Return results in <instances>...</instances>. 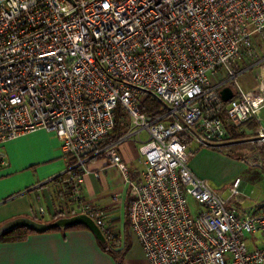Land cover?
<instances>
[{
	"label": "built area",
	"instance_id": "1",
	"mask_svg": "<svg viewBox=\"0 0 264 264\" xmlns=\"http://www.w3.org/2000/svg\"><path fill=\"white\" fill-rule=\"evenodd\" d=\"M258 42L264 0H2L0 147L56 135L70 159L49 181L59 215H87L119 251L123 240L82 196L87 160L103 152L130 189L129 231L146 264H264V205L226 208L188 167L193 145L233 153L264 144V75L250 91L239 84ZM226 87L233 97L223 103ZM147 99L163 113L141 112ZM117 109L131 127L114 142ZM250 121L253 135L231 137ZM143 131L131 181L115 148ZM239 184L229 187L237 202Z\"/></svg>",
	"mask_w": 264,
	"mask_h": 264
},
{
	"label": "crops",
	"instance_id": "2",
	"mask_svg": "<svg viewBox=\"0 0 264 264\" xmlns=\"http://www.w3.org/2000/svg\"><path fill=\"white\" fill-rule=\"evenodd\" d=\"M247 76L242 79L245 91H250L257 82L253 83ZM259 115L264 128V107ZM258 127L259 124L250 121L239 130L249 137ZM114 133L115 130L112 136ZM122 145L115 150L127 169V178L137 181L141 167L136 161L134 145L129 141ZM0 154L7 162V167L0 169V226L17 218L49 223L63 217L58 213L56 189L49 182L70 164V159L60 149L58 137L37 131L8 141L0 147ZM243 159L198 147L191 149L188 167L197 178L206 183L213 181L220 187L227 181L239 180L237 191L241 202H237L230 191L225 200L229 208L239 213H253L264 205V151L259 154L260 166L252 163L256 159L253 156ZM86 165L91 173L84 179V201L91 209L102 212L105 226L123 240V264H146L140 246L129 231L127 209L132 195L125 186L124 174L101 151L89 157ZM110 250L118 252V249ZM0 264H115V261L87 228L77 226L32 233L19 241H2Z\"/></svg>",
	"mask_w": 264,
	"mask_h": 264
},
{
	"label": "rangeland",
	"instance_id": "3",
	"mask_svg": "<svg viewBox=\"0 0 264 264\" xmlns=\"http://www.w3.org/2000/svg\"><path fill=\"white\" fill-rule=\"evenodd\" d=\"M255 47H256V49H255L256 50V57L253 60L245 62V64L242 63V65H241L242 68H248L247 72L243 76H245V75L250 76L251 81L253 83L257 82V80H256L257 79V75L258 76L259 75H264V42H258L255 45ZM243 76H240L239 84L243 88V90H246L245 89L246 87L244 85L245 83H243V79H242ZM249 86L251 87L250 84H249ZM252 89H254V87H251V90ZM151 101H152V99H147V100H145L143 102H142V100H140L141 104H139L138 106L140 107V109L143 108L145 113H148V114L155 113V112H157L158 109H156L154 106H152V102ZM158 106H159L160 109L162 108V106H160V104ZM120 112H121V114L123 116L122 119H124V122L122 123L124 128H123L122 131H124L126 129V132H127L128 129L131 127V120H129V117L126 116V114H125V112L123 110H120ZM241 131H242V129L238 131V134H236V136L239 137V138H242L241 140H247V137L245 138V133H243V131L242 132ZM139 140L141 142H145L147 140V134L145 133V131L140 132L139 137H132L131 139H129V142L134 145L133 151H134L136 157L139 156L138 148H139V146H141L140 143H139ZM125 143L126 142H124V144ZM121 145L119 146V149L123 146V145L122 146ZM196 148L198 149V147L194 146V145L191 147L192 150L196 149ZM263 151H264V144L262 146H260V147L254 146L250 150H247L245 148V149H242V150H239V151H234L233 153L232 152L231 153H226V155L227 156H231V157H235V158H239L241 160H244L243 159L244 156H248V155H250V156H258ZM208 183H210L211 187L215 190V193L221 199L225 200L228 197V194H229V187L231 186V184L233 182L227 181V183H225L221 187L215 185V183L213 181H208ZM228 207H230L229 204H227L226 208H228ZM107 246H108V244H107ZM108 248L112 249L113 246L109 245ZM122 251H124L123 247L120 248V250L118 252H122Z\"/></svg>",
	"mask_w": 264,
	"mask_h": 264
},
{
	"label": "water",
	"instance_id": "4",
	"mask_svg": "<svg viewBox=\"0 0 264 264\" xmlns=\"http://www.w3.org/2000/svg\"><path fill=\"white\" fill-rule=\"evenodd\" d=\"M2 0H0V3ZM220 97L223 103L231 101L233 97L232 90L226 87L220 91ZM85 227L87 228L95 237V239L101 244L106 243V239L102 234L101 230L96 226L94 221L84 214H77L70 217H60L49 223H43L30 218H17L8 221L0 226V239L3 235L13 232L17 229H27L34 233H46L52 230L60 229L64 230L72 227Z\"/></svg>",
	"mask_w": 264,
	"mask_h": 264
},
{
	"label": "trees",
	"instance_id": "5",
	"mask_svg": "<svg viewBox=\"0 0 264 264\" xmlns=\"http://www.w3.org/2000/svg\"><path fill=\"white\" fill-rule=\"evenodd\" d=\"M151 102H152V106H154L156 109H158L157 110V112H158L157 114L163 113V111L159 108V106H158L159 104L157 102H155L153 100ZM140 110H141V112H144L143 108H141ZM122 117L123 116H122L120 110L117 109L114 112V119H115L114 120L115 121L114 130H115V133H114V136L112 137V141H114V142L116 140L120 139L122 137V135H123L122 133L125 131V130L122 131L123 128H124V126L122 124L124 119H122ZM231 137L233 139H238L239 138V137L236 136V134H232ZM72 228H74V227H72ZM67 229H71V228H67ZM32 233H34V232L31 231V230H27V229L26 230L25 229H17L15 231L13 230V232L3 235L1 237V239H0V243L2 241H13V242L14 241H19V240H22V239L26 238L29 234H32ZM35 234H37V233H35ZM100 246L105 252H108L113 257V259L115 261V264H123L122 259H123V255L125 254V251L112 252V250H110L108 248L107 243H105L104 245L100 244Z\"/></svg>",
	"mask_w": 264,
	"mask_h": 264
}]
</instances>
